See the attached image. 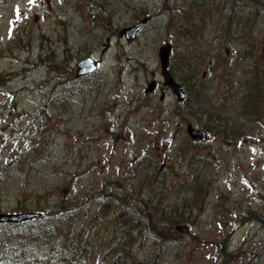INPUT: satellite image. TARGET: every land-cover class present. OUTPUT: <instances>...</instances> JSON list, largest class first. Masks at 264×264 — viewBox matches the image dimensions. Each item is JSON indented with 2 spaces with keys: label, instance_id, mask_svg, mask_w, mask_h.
<instances>
[{
  "label": "rangeland",
  "instance_id": "374dc122",
  "mask_svg": "<svg viewBox=\"0 0 264 264\" xmlns=\"http://www.w3.org/2000/svg\"><path fill=\"white\" fill-rule=\"evenodd\" d=\"M202 1L0 0V214L45 218L64 212L63 199H80L87 211L79 223L88 231L79 235L93 247L90 262L108 264L100 253L117 223L95 214L108 197L126 196L148 203L147 220L160 212H187L189 220L180 224L188 233L161 254L146 230L133 247L139 261L264 264L263 106L252 114L242 90L257 78L252 92L264 101V0ZM144 18L134 42L118 36ZM67 30L75 54L67 87H83L79 96L62 89ZM166 44L176 81L185 90L195 73L204 90L207 102L195 106L203 115L191 116L169 92L162 99L158 53ZM88 57L99 70L78 78ZM152 81L159 87L147 95ZM189 126L208 132L205 146ZM107 207L108 216L120 210Z\"/></svg>",
  "mask_w": 264,
  "mask_h": 264
},
{
  "label": "trees",
  "instance_id": "16d2710c",
  "mask_svg": "<svg viewBox=\"0 0 264 264\" xmlns=\"http://www.w3.org/2000/svg\"><path fill=\"white\" fill-rule=\"evenodd\" d=\"M203 3L204 0L202 1ZM241 3L242 0H234L235 6H241ZM198 4L202 5L200 2ZM245 4L247 5V3ZM234 10L232 9L233 12ZM193 78H196L195 73L190 77V85H186V99L183 104L189 106L191 111L189 114L195 117L204 114L203 112L198 114L195 106L200 104L203 99L204 104L207 100L204 90ZM247 83L248 85L242 83V90L249 93L248 96L245 94L244 97L254 104L251 113L254 114L256 110L259 111L262 104L263 119V97L259 93L253 94L252 92L255 87H258V80L257 78H251ZM249 85L251 86V90L248 87ZM76 87H79V85L76 84L71 89L70 95L79 96L85 92L83 87H79L81 90H76ZM62 96L66 99L64 92H62ZM262 126H264L263 123ZM204 129L208 132L212 131L211 125L208 122L205 123ZM249 131L251 133L252 129ZM225 134L222 137L226 140L230 139V135H227V132ZM197 145L205 146V143L198 142ZM184 148L183 144L177 147L180 155H182ZM189 155L191 158L196 157L192 156L193 153H189ZM145 157L150 156L145 154ZM108 198L102 201L95 214L96 221L100 220L104 223L105 219L110 217L117 223L111 233V238L108 240L109 243L104 250L102 249L103 252L100 253V256L102 255L104 259L108 260V264H146V262L139 261L133 254L134 245L143 239L141 236L143 234L146 235L147 232H152L157 242L158 252L161 254L165 249L164 247L167 248L172 244L168 242L176 240V236H179L176 226L189 221L185 217L187 212L175 215L160 212L150 221L149 219L147 220L150 214V211L146 208L149 206L148 203L141 202V205L130 204L131 198H127L126 196H116L113 200ZM108 201L110 202L107 203ZM83 203L84 201L80 203V199L76 198L72 200L63 199L57 205L59 208V205H62L61 207L64 212L60 214L17 224H0V264H60L63 261L76 264L77 259H79L78 264H91L90 259L92 260L93 247L91 245L88 246V237L84 238L79 235L83 231V235L85 236V233L88 231V225L84 226V222L79 223L83 211L86 210L83 207ZM110 205L117 206L120 210L116 211L115 215L108 216L106 208H108L107 206L110 207ZM137 206H139V209L136 208ZM160 233L161 236H159ZM164 236L168 241L163 239ZM171 246L173 247L174 244ZM85 255L89 257L86 260L83 259ZM153 261H150L148 264H153Z\"/></svg>",
  "mask_w": 264,
  "mask_h": 264
},
{
  "label": "water",
  "instance_id": "95a60500",
  "mask_svg": "<svg viewBox=\"0 0 264 264\" xmlns=\"http://www.w3.org/2000/svg\"><path fill=\"white\" fill-rule=\"evenodd\" d=\"M149 18H144L139 23L122 29L120 31L119 36L125 37V39L131 43L135 41L138 34L141 30L147 25ZM107 42H110V39H107ZM109 45H106V48ZM171 52L172 47L169 44L163 45L159 49V60L161 65V72L163 77V87L165 91L173 94L176 96L177 100L183 102L186 98V93L184 87L176 81V79L170 73V60H171ZM97 69L96 63L91 60H85L79 63L77 77H82L93 73ZM158 82L152 81L147 85L146 94L154 93L157 90ZM166 96V92L163 93L162 99ZM188 133L190 137L194 140H199L201 142H206L208 140L207 132L200 129H195L192 126H189ZM41 214L39 213H21V214H0V223H20L27 220H32L35 218H39ZM177 231L181 232L182 234L188 233V227L185 226H177Z\"/></svg>",
  "mask_w": 264,
  "mask_h": 264
},
{
  "label": "flooded vegetation",
  "instance_id": "af4514ba",
  "mask_svg": "<svg viewBox=\"0 0 264 264\" xmlns=\"http://www.w3.org/2000/svg\"><path fill=\"white\" fill-rule=\"evenodd\" d=\"M136 21H138V20H135V22ZM120 33V32H119ZM118 36H119V34H118ZM120 37V36H119ZM62 39H63V41H62V54H63V56H64V59H63V61H62V64H61V66L63 67V69H62V76H60V78L62 77V79H63V84H62V89L64 90L65 88L66 89H68V88H73V86L74 85H72V86H70V87H67L68 85H69V83L71 82V81H68V79H69V75H70V73H73L74 74V72H75V69H74V66H71L72 65V59H74V57H75V54L73 53V50H74V48L70 45V43H69V40L71 39V37H70V35L68 34V30H67V34H66V36L65 37H61ZM120 38H122V37H120ZM110 39V41H111V38H109ZM55 42H57V40H55ZM104 46H106V44L104 45ZM58 58V57H57ZM86 59H92L93 61H95V63H96V65H97V70L95 71V72H93V73H91V74H89V75H87L86 76V78L87 77H89V76H94V74L96 73V72H98V70H99V61H97V60H95L94 58H92V57H88V58H86ZM41 60L43 61V63H44V59H42L41 58ZM83 60H85V59H83ZM83 60H81V61H83ZM80 61V62H81ZM45 62H46V59H45ZM79 62V63H80ZM55 63H58L57 61H56V58H55ZM47 64V63H46ZM47 66H48V64H47ZM21 72V71H20ZM68 77V78H67ZM85 78V77H84ZM68 82V83H67ZM67 83V84H66Z\"/></svg>",
  "mask_w": 264,
  "mask_h": 264
},
{
  "label": "bare ground",
  "instance_id": "6f19581e",
  "mask_svg": "<svg viewBox=\"0 0 264 264\" xmlns=\"http://www.w3.org/2000/svg\"><path fill=\"white\" fill-rule=\"evenodd\" d=\"M173 55V51L171 52V56Z\"/></svg>",
  "mask_w": 264,
  "mask_h": 264
}]
</instances>
